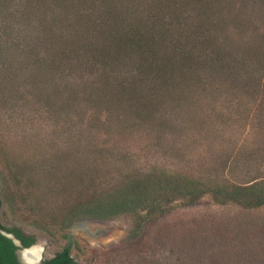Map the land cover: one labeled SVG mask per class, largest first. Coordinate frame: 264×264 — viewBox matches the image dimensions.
Listing matches in <instances>:
<instances>
[{
    "label": "rangeland",
    "instance_id": "obj_1",
    "mask_svg": "<svg viewBox=\"0 0 264 264\" xmlns=\"http://www.w3.org/2000/svg\"><path fill=\"white\" fill-rule=\"evenodd\" d=\"M82 2L74 12L50 0H0V27L13 29L0 34V218L34 235L42 259L67 243L42 221L61 220L127 179L193 178L218 191L264 181V0H221L213 29L220 47H207L199 81L182 85L184 99L170 91L171 101L143 120L93 111V75L74 55L55 70L39 67L36 57L57 53V36L72 31L79 12L97 15ZM24 37L37 42L32 53ZM140 220H98L119 229L102 241L76 234L77 264H264V204L174 192L136 232Z\"/></svg>",
    "mask_w": 264,
    "mask_h": 264
},
{
    "label": "trees",
    "instance_id": "obj_2",
    "mask_svg": "<svg viewBox=\"0 0 264 264\" xmlns=\"http://www.w3.org/2000/svg\"><path fill=\"white\" fill-rule=\"evenodd\" d=\"M50 1L62 6L63 11L77 12L79 1L89 2L98 10L96 16L79 12L72 21V31L66 36H57L62 38L61 44H57L60 47L57 53L49 49L53 56L36 57L39 67L55 70L64 63L62 60L70 61L74 55L77 64L86 67L90 77L93 75L88 106L98 111V115L107 108L117 115L123 113L132 120H143L151 116L161 101H171L169 97L173 93L170 91L174 90L176 97L179 95L184 99L182 85L188 86L190 80L199 81L195 73L202 67L201 60L207 47L212 52L220 47L213 29L217 24L214 15L221 12V0ZM9 28L13 30L12 26L2 24L0 34L10 37ZM23 40L31 53L38 46L35 41L25 37ZM59 50L63 55L58 53ZM79 176L80 179L83 177L81 173ZM250 185L229 187L226 184L218 191L211 184L193 178L180 177L179 182L177 178H164L162 174L134 177L103 196L70 206L63 219L53 217L39 225L54 223L53 226L64 231L62 236L67 240V229L75 221H109L139 214L143 221L135 227L138 232L142 223L150 218L157 200L166 198L169 193L179 192L191 199H199L214 191L223 200H233L247 207L263 205L264 181ZM140 209H147V212L141 213ZM7 233L15 235L24 247L36 243V237L22 228L5 226L0 218V264H21L16 253L18 246ZM73 243L72 239L41 264H77L71 253Z\"/></svg>",
    "mask_w": 264,
    "mask_h": 264
},
{
    "label": "water",
    "instance_id": "obj_3",
    "mask_svg": "<svg viewBox=\"0 0 264 264\" xmlns=\"http://www.w3.org/2000/svg\"><path fill=\"white\" fill-rule=\"evenodd\" d=\"M119 229L116 225L107 224L103 221L98 220H78L75 221L71 227L67 238V244H70L71 240L76 234L87 236L96 240H105L112 235L118 234ZM9 237H14L12 234L7 233ZM36 244L24 248L18 252V260L21 264H41L42 263V253L37 252V256L33 260H28L25 258V251L33 249Z\"/></svg>",
    "mask_w": 264,
    "mask_h": 264
},
{
    "label": "bare ground",
    "instance_id": "obj_4",
    "mask_svg": "<svg viewBox=\"0 0 264 264\" xmlns=\"http://www.w3.org/2000/svg\"><path fill=\"white\" fill-rule=\"evenodd\" d=\"M38 253H42V248L40 246H35L33 249H30L28 251H25V258L28 260H33L36 258Z\"/></svg>",
    "mask_w": 264,
    "mask_h": 264
},
{
    "label": "flooded vegetation",
    "instance_id": "obj_5",
    "mask_svg": "<svg viewBox=\"0 0 264 264\" xmlns=\"http://www.w3.org/2000/svg\"><path fill=\"white\" fill-rule=\"evenodd\" d=\"M13 235V234H12ZM14 237L12 238L13 240H14V242H15V244L18 246V249L16 250V253H17V257H18V252L19 251H21L22 249H24V248H27V247H24L23 245H22V242L18 239V238H16V236L15 235H13ZM35 244V243H34ZM33 244V245H34ZM32 246V245H31ZM30 247V246H29Z\"/></svg>",
    "mask_w": 264,
    "mask_h": 264
}]
</instances>
